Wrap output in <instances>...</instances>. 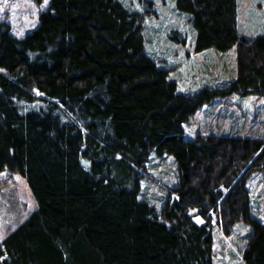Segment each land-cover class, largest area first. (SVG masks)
Instances as JSON below:
<instances>
[{
	"label": "trees",
	"instance_id": "1",
	"mask_svg": "<svg viewBox=\"0 0 264 264\" xmlns=\"http://www.w3.org/2000/svg\"><path fill=\"white\" fill-rule=\"evenodd\" d=\"M47 2L22 36L0 21V171L24 178L36 203L0 240V264H212L209 210L226 234L250 223L242 259L264 264V221L245 186L264 168V139L183 134L215 98L264 95V33L239 32L238 0H172L194 51L236 49L230 83L193 93L145 52L140 12L120 0ZM170 37L186 42L178 29ZM152 154H171L177 169L159 212L139 198Z\"/></svg>",
	"mask_w": 264,
	"mask_h": 264
},
{
	"label": "rangeland",
	"instance_id": "2",
	"mask_svg": "<svg viewBox=\"0 0 264 264\" xmlns=\"http://www.w3.org/2000/svg\"><path fill=\"white\" fill-rule=\"evenodd\" d=\"M130 10L141 13L145 52L159 66L168 69L178 91L193 93L203 87H223L236 75V49L227 51L193 50V30L172 0H120ZM47 0H0V21L11 32L22 36L38 23ZM178 29L186 42L170 37ZM238 30L245 36L264 33V0H238ZM184 138L198 135H231L264 139V95L232 93L203 104L183 125ZM177 184L176 162L171 154L151 155L139 180V198L150 201L159 212ZM249 194V213L264 221V168L245 181ZM36 207L35 200L21 176L0 171V240L13 230ZM204 222H205V217ZM212 232V264H245L242 252L252 233L250 223L238 220L226 234L216 211L206 214Z\"/></svg>",
	"mask_w": 264,
	"mask_h": 264
},
{
	"label": "water",
	"instance_id": "3",
	"mask_svg": "<svg viewBox=\"0 0 264 264\" xmlns=\"http://www.w3.org/2000/svg\"><path fill=\"white\" fill-rule=\"evenodd\" d=\"M193 222L196 224H200L201 222H204V218H202L199 214L192 217Z\"/></svg>",
	"mask_w": 264,
	"mask_h": 264
}]
</instances>
